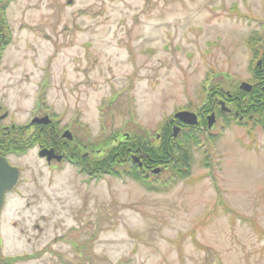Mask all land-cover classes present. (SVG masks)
<instances>
[{
    "label": "rangeland",
    "instance_id": "obj_1",
    "mask_svg": "<svg viewBox=\"0 0 264 264\" xmlns=\"http://www.w3.org/2000/svg\"><path fill=\"white\" fill-rule=\"evenodd\" d=\"M5 14L7 121L46 115L90 161L125 133L152 139L206 86L251 82L247 40L264 36V0H11ZM229 122L200 134L188 176L148 175L157 190L37 147L9 156L0 264H264V128Z\"/></svg>",
    "mask_w": 264,
    "mask_h": 264
},
{
    "label": "trees",
    "instance_id": "obj_2",
    "mask_svg": "<svg viewBox=\"0 0 264 264\" xmlns=\"http://www.w3.org/2000/svg\"><path fill=\"white\" fill-rule=\"evenodd\" d=\"M247 45L252 50L256 58V62L252 66V80L251 82L260 83V86H264V36L260 33L251 35L247 40ZM258 60L261 61L258 65ZM205 95L202 99L201 107L208 110L217 108L216 101L218 98L227 99L231 106L232 113L237 112V116L241 117L239 121L237 117L227 115L223 118L225 123L234 120L240 125L250 124L251 127L264 128V91L253 87L250 92L241 91L236 85L231 90L230 99L226 95V91L221 89L220 86L214 85L205 87ZM227 97V98H226ZM258 100V101H255ZM173 122L172 117L165 119L159 126L161 130L160 141H155L147 134L132 135L128 138L123 137V143L113 144L106 153L97 155L92 161L88 160V156L83 154L80 150H76L74 159H76L82 172L89 173L90 175H102L109 173L113 175L123 174L121 168L127 167V175L140 180V182L148 190H157L147 181V176H143L139 168L132 163V157L138 156L144 163L151 166V168L161 167L168 168L171 166L176 178L182 179L189 175L191 169V155L190 148L197 146L200 143V134L194 131H186L177 135L176 138H171L169 125ZM205 125V124H203ZM171 127V126H170ZM251 127H247V132L251 135ZM41 130H35L34 132L27 133L26 147L20 149L10 148L8 144L0 143V153L6 154L7 152L15 154H25L30 148L35 145H41L44 147H54L53 143L54 134L50 126H42ZM70 145V143L68 142ZM55 149L60 153H65L67 158L71 157L69 153L68 145H63L59 142ZM103 149V148H102ZM69 156V157H68ZM91 162V163H90ZM90 168L86 167L89 166ZM85 165V166H84ZM4 260V259H3ZM5 261V260H4Z\"/></svg>",
    "mask_w": 264,
    "mask_h": 264
},
{
    "label": "flooded vegetation",
    "instance_id": "obj_3",
    "mask_svg": "<svg viewBox=\"0 0 264 264\" xmlns=\"http://www.w3.org/2000/svg\"><path fill=\"white\" fill-rule=\"evenodd\" d=\"M11 2V0H0V74L2 73L3 70H5L4 67V63H5V58H6V53L7 50L9 48V46L12 43L11 40V31H10V26L8 24V21L6 19V9L9 6V3ZM261 61H258V65H260ZM3 65V67L1 68V66ZM253 87H256L259 90H263L264 86H260V83L258 82H249ZM237 87L239 86L236 85ZM239 88V87H238ZM251 88V90H252ZM231 90L226 91V95L228 96V99H230L231 96ZM227 98V97H226ZM258 101V100H255ZM2 102H0V143H4V144H8L10 146V148H15V149H20L22 147H26L27 144V133L29 132H34L35 130H41L42 125L41 124H36V123H23V122H15V121H7L8 119H11L10 114L8 113V111L2 106L1 104ZM217 103V108H212V110H208L206 108H203L201 106L195 107L192 110H186V111H190L192 113H194L197 117V121L198 123L196 125H187L184 124L180 121L177 120H173V122L169 125V129H170V135L171 138H175L177 137V135H179L180 133L182 134V132H186V131H194L196 133L202 134L204 131H209L211 130V128L213 127V125L215 124V122L218 119H222L225 118V116H235L237 117L238 120H241L240 116H237V112L232 113L231 111V106L229 103V101L227 99H223V98H218V100L216 101ZM223 103V106H222ZM225 108V109H223ZM211 113L214 114L215 116V121L212 125L211 128L207 127V116L210 115ZM17 120V119H15ZM205 124V125H203ZM51 127V130L54 134V139H53V143H55L54 147H57L56 145H59V142H62L63 145H68V149H69V153L71 154V157L73 158H65V153H62L63 155V160L68 161L69 163L74 164L75 166L79 164V162L74 159L75 156V148H77V150H80L81 152H83V154H86V156H88V153L85 151V146L80 143L77 142L75 140V137H72V140L70 141V145L65 142V141H60V135L62 132H59V130L57 129V127L54 124H50L49 125ZM171 126V127H170ZM177 126L179 129L176 132V136L173 137V127ZM160 134H161V130L158 131V133H156V135L153 138V142L155 141H160ZM125 138V137H124ZM117 140V139H115ZM118 141V140H117ZM123 139L121 138L118 141V144L123 143ZM34 147H37V149L41 148V145H35ZM33 147V148H34ZM54 147H52L54 150H56L58 153L59 150L55 149ZM99 149V148H98ZM96 149V152H100L101 150ZM99 154V153H98ZM97 154V155H98ZM1 156L6 158V161L13 166L10 161H9V156H13V157H20L24 154H15V153H10L7 152L6 154H1ZM69 157V156H68ZM134 158H137L138 160L135 161ZM51 162H55V160H52ZM132 163L133 165H136L140 172L142 173L143 176H148L150 174H152V169L150 165L144 163L138 156H133L132 157ZM162 170H165V168H162ZM19 171V170H18ZM5 198V197H4ZM4 207V201H3V205H2V209ZM2 212V210H1ZM41 252V251H40ZM40 254V253H39ZM5 262V261H4ZM4 264H8V262L4 263Z\"/></svg>",
    "mask_w": 264,
    "mask_h": 264
},
{
    "label": "water",
    "instance_id": "obj_4",
    "mask_svg": "<svg viewBox=\"0 0 264 264\" xmlns=\"http://www.w3.org/2000/svg\"><path fill=\"white\" fill-rule=\"evenodd\" d=\"M252 86L248 82H241L239 84V89H241L244 92H249L251 90ZM264 90V88H263ZM223 106V103H222ZM225 109V108H223ZM174 119L179 120L180 122L187 124V125H196L198 123L197 117L194 113L190 111H178L174 114ZM215 121V116L213 113L207 116V127L211 128ZM32 123L37 124H48L50 122L48 116H43L40 118H33ZM179 128L177 126L173 127V134L172 136H176V132ZM63 138H66L67 140H72V135L69 131H65L62 134ZM38 156L41 158H45V160L49 163L52 159H56L57 161H60L62 159V155H59L54 152L53 149L48 148H41L38 152ZM135 161H137V158H134ZM153 172L156 174L159 172L158 169H154ZM18 179V170L17 168L9 165L6 161V159L3 156H0V210L3 204L4 196L5 194L11 190V188L15 185L16 181Z\"/></svg>",
    "mask_w": 264,
    "mask_h": 264
}]
</instances>
